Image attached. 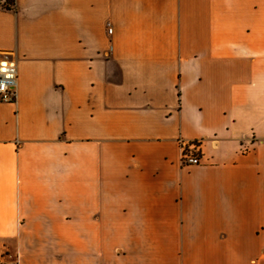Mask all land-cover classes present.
I'll use <instances>...</instances> for the list:
<instances>
[{"label":"crops","instance_id":"0c3cea01","mask_svg":"<svg viewBox=\"0 0 264 264\" xmlns=\"http://www.w3.org/2000/svg\"><path fill=\"white\" fill-rule=\"evenodd\" d=\"M16 6L0 242L19 264H264V0Z\"/></svg>","mask_w":264,"mask_h":264},{"label":"built area","instance_id":"2783aa9c","mask_svg":"<svg viewBox=\"0 0 264 264\" xmlns=\"http://www.w3.org/2000/svg\"><path fill=\"white\" fill-rule=\"evenodd\" d=\"M109 33L112 30L109 29ZM18 98V72L16 64L0 63V102L15 103ZM201 141L184 142L181 144V163L183 166H195L202 163ZM20 257L13 255L11 250L0 242V264H19Z\"/></svg>","mask_w":264,"mask_h":264},{"label":"trees","instance_id":"16d2710c","mask_svg":"<svg viewBox=\"0 0 264 264\" xmlns=\"http://www.w3.org/2000/svg\"><path fill=\"white\" fill-rule=\"evenodd\" d=\"M0 8L7 11L16 12L17 11L16 0H0Z\"/></svg>","mask_w":264,"mask_h":264}]
</instances>
